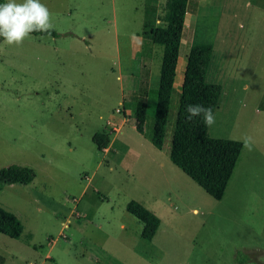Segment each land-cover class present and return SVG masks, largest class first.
Here are the masks:
<instances>
[{
    "label": "rangeland",
    "instance_id": "374dc122",
    "mask_svg": "<svg viewBox=\"0 0 264 264\" xmlns=\"http://www.w3.org/2000/svg\"><path fill=\"white\" fill-rule=\"evenodd\" d=\"M42 2L59 36L0 39V167L36 171L0 184L24 225L0 232V264H264V0H190L186 16L180 53L212 43L207 80L222 86L208 134L244 142L221 199L170 158L180 89L163 147L151 141L164 44L143 42L145 0ZM132 94L148 101L145 133ZM97 132L114 140L105 151ZM132 199L162 220L152 240Z\"/></svg>",
    "mask_w": 264,
    "mask_h": 264
},
{
    "label": "trees",
    "instance_id": "16d2710c",
    "mask_svg": "<svg viewBox=\"0 0 264 264\" xmlns=\"http://www.w3.org/2000/svg\"><path fill=\"white\" fill-rule=\"evenodd\" d=\"M189 2L190 0H169L165 21L163 24H158L157 0H145L146 16L141 33L143 42L164 44L151 135V141L158 148L163 147L167 132ZM31 33L52 36L61 34L53 28L34 30ZM212 55L213 44L210 42H197L190 47L169 155L171 160L198 182L207 193L216 199H221L233 175L244 143L238 139L210 136L209 124L205 123L203 112L197 114L186 112L189 104L211 109L212 114L217 106L222 86L218 83H209L207 80ZM147 110L148 101L139 99L133 113L135 127L141 133H145ZM188 115H191L192 119H187ZM93 140L99 150L105 151L109 147L111 137L97 132ZM35 177L36 171L30 166L11 164L0 167V184L17 182L29 184ZM127 210L143 222L141 236L152 240L161 224V218L135 199L128 202ZM23 229L24 225L20 218L14 212L0 206V232L11 237H19ZM250 260H252L250 252H244L236 257V264H245Z\"/></svg>",
    "mask_w": 264,
    "mask_h": 264
},
{
    "label": "clouds",
    "instance_id": "9594fccd",
    "mask_svg": "<svg viewBox=\"0 0 264 264\" xmlns=\"http://www.w3.org/2000/svg\"><path fill=\"white\" fill-rule=\"evenodd\" d=\"M50 13L42 0H0V37L8 44L20 43L34 30L50 28ZM187 113L203 112L206 124L214 122L211 109L189 104ZM187 119H192L191 115Z\"/></svg>",
    "mask_w": 264,
    "mask_h": 264
},
{
    "label": "crops",
    "instance_id": "0c3cea01",
    "mask_svg": "<svg viewBox=\"0 0 264 264\" xmlns=\"http://www.w3.org/2000/svg\"><path fill=\"white\" fill-rule=\"evenodd\" d=\"M190 3V2H189ZM189 7V6H188ZM188 12V11H187ZM187 16V15H186ZM158 21V20H157ZM186 22V21H185ZM158 23V22H157ZM184 30H185V28H184ZM186 65H187V56H183L181 53H180V56H179V59H178V65H177V70H176V76H175V82H174V90H178V89H180V92H181V89H182V85H183V82H184V75H185V70H186ZM158 88V87H157ZM222 90V89H221ZM156 92H157V90H156ZM174 92V91H173ZM157 94V93H156ZM131 99H129V104H131V105H133V108L135 109L136 108V106H137V104H138V100L137 99H135V97H134V95L132 94L131 95V97H130ZM124 100V101H123ZM125 97H122V100H120V103L122 104V105H124L125 104ZM124 121H126L125 120V118H123V122H122V124H121V126H120V131H121V129H122V125H123V123H124ZM118 133V132H117ZM117 133L115 134V135H117ZM114 142V140L112 139L111 140V144ZM244 143V142H243ZM244 147V146H243ZM106 149H108V147L106 148ZM105 149V150H106ZM243 150V149H242ZM241 154H242V152H241ZM241 156V155H240ZM240 158V157H239ZM238 163V162H237ZM237 166V165H236ZM236 168V167H235ZM235 171V170H234ZM233 174H234V172H233ZM233 176V175H232ZM231 179H232V177H231ZM231 179H230V181H231ZM230 181H229V183H230ZM229 185V184H228ZM228 187V186H227ZM227 190V189H226ZM226 192V191H225ZM225 195V194H224ZM223 195V196H224ZM162 221V220H161ZM49 256V255H48ZM50 257V256H49Z\"/></svg>",
    "mask_w": 264,
    "mask_h": 264
}]
</instances>
